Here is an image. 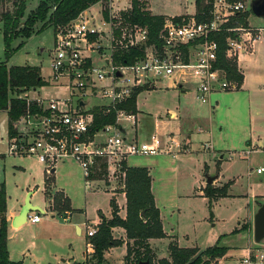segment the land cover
<instances>
[{
	"label": "rangeland",
	"instance_id": "obj_1",
	"mask_svg": "<svg viewBox=\"0 0 264 264\" xmlns=\"http://www.w3.org/2000/svg\"><path fill=\"white\" fill-rule=\"evenodd\" d=\"M14 1L16 0H0V15L4 11L11 12ZM127 1L130 4V0H121L119 5L116 4V0L113 1L115 16L121 15L119 12L126 7ZM145 1L148 12L150 8L153 14L174 17L191 15L194 12V0ZM252 1L254 0H247L248 23L251 27H263L264 18L257 17L250 9ZM38 2L39 0H26L20 26ZM100 4L103 8L108 4V0H103ZM98 11L99 7L94 5L86 13L99 17ZM1 25L0 21V62L6 60ZM42 25L35 24L30 38L12 40L10 43L12 50L19 43L23 44L8 58L6 66L27 65L39 68L45 86L34 93L29 91L28 97L48 102L52 99L65 98L67 90L54 79L50 68L54 54L55 32L52 26L38 31ZM258 48L256 56L247 61L244 88L230 92H214L209 98L210 102L203 104L196 99L193 87L181 93L179 88L171 87L172 80L158 78L154 89L143 87L150 90H143L136 97L137 124L132 126L124 120L121 122L126 130V136L131 139L136 134L139 142L148 141L155 129L151 124L159 123L160 134L166 132L189 138V149L178 153L176 158L164 154L127 158L128 166L145 167L150 172L154 204L159 209L163 225L169 233V238L152 242V246L156 247V258L166 256L170 242L177 243L182 248L200 247L199 251H204L207 247L215 245L219 237V245L228 248L230 253L212 260L210 264H238L246 250L254 252L264 248V239L260 243L253 241L254 197L264 192V172L261 174L256 172L257 168L264 169V46ZM95 64L98 65L99 62L96 60ZM15 95L16 93L13 96ZM87 102L89 110L101 107L103 103L92 98ZM171 112L176 114V120L167 118ZM162 123L167 124V127ZM7 124V114L0 111V153H4L7 146ZM19 133L25 137L36 134L33 125L30 124L19 125L14 137ZM204 146L207 148H203ZM19 164H22V169L17 168ZM55 167L54 172L50 174L33 157L5 156L1 159L0 182H5L6 209L17 210L19 204L25 202V191L31 190L34 193L31 203L47 211V215H42V218L64 222L59 215L69 211L72 213L71 220L80 217L92 225L100 218V214L106 217L110 215V194L119 193V186H124V181L118 175L92 181L89 193L85 190L83 174L78 165L66 160ZM218 173L220 175L218 179L222 184L229 181L232 184L228 196L219 198L212 204L210 216L207 200L199 193L207 179L214 178ZM45 179L49 180L53 192L62 190L68 197H61L60 210L55 209L50 193H45ZM118 201L119 215L124 218L126 215L124 200L120 197ZM247 218L250 230L232 234L238 227L237 222L246 223L243 227L248 228ZM31 225L27 224L21 231L22 240L30 246L31 258L26 259V263L31 260V263L35 262L34 264H45L41 253L42 240L45 236L36 233L35 226ZM53 233L55 234L50 239L58 242L56 237L61 239V235L58 232ZM114 235L119 238L121 233L116 231ZM70 239L68 243L64 241L69 246L59 241L61 247L56 250L60 257L56 260L54 258L51 264H63L59 258H69L80 263L84 260L83 264L94 261L93 252L91 255L86 253L84 259L86 248L84 235L78 236L74 231H70ZM125 255L126 248H115L104 254V264H125L123 259Z\"/></svg>",
	"mask_w": 264,
	"mask_h": 264
},
{
	"label": "built area",
	"instance_id": "obj_2",
	"mask_svg": "<svg viewBox=\"0 0 264 264\" xmlns=\"http://www.w3.org/2000/svg\"><path fill=\"white\" fill-rule=\"evenodd\" d=\"M113 1L108 0L103 8L98 3L99 17L87 15L85 10L68 25L56 29L50 68L54 79L66 88L67 96L46 102L41 98L30 99L29 92L19 94L20 99L35 101L41 112L20 118L16 131L19 125L30 124L36 134L25 137L19 133L17 137L7 138L0 160L5 156H29L37 159L49 172L58 162L72 159L83 174L87 192L91 182L98 180L94 176L99 173H103L99 180L117 175L123 180L122 164L128 157L174 154L171 147L175 143L170 139L163 149L162 141L157 137L142 142L129 140L123 135L121 122L124 120L135 126L136 116L117 110L116 106L123 104L136 89L154 87L158 78L172 80L173 89L193 87L196 99L203 104L214 92L237 90L239 84L228 81L217 65L219 46L211 35L233 33L225 40V58L234 63L240 55L251 54L256 42L264 41V26L251 27L247 23L243 26L234 21L232 27L225 28L232 18L249 11L247 0H206L210 13L205 21H198L195 13L174 20L165 19L160 31V47L147 45L148 30L140 25L124 27L119 41L114 35V21L119 16H115ZM104 10L109 13L108 20L103 16ZM123 48L142 50L143 54L128 64H114L115 51ZM89 98L103 102L97 108L104 112L114 110L115 122L91 132L93 116L92 109L88 108ZM263 172L262 168L257 170V173ZM42 215L47 212L29 213L27 221L37 224ZM59 216L67 221L71 213L64 211ZM95 233L94 227L86 230L88 239ZM86 245V252H93V245ZM245 252L238 264H264V249Z\"/></svg>",
	"mask_w": 264,
	"mask_h": 264
},
{
	"label": "trees",
	"instance_id": "obj_3",
	"mask_svg": "<svg viewBox=\"0 0 264 264\" xmlns=\"http://www.w3.org/2000/svg\"><path fill=\"white\" fill-rule=\"evenodd\" d=\"M103 0H39L37 6L29 12L26 20L22 23L20 19L24 16L26 0H16L13 3L11 12L4 11L0 15L1 33L3 35L5 61L0 62V111L7 114V137L11 138L16 135L17 121L30 114L40 113L39 105L34 101L27 102L25 99L18 98L21 93L36 91L45 86V81L41 77L40 69L36 66H11L7 67L6 62L23 43H19L15 49H10V43L16 38L28 39L32 36L35 24L42 23L38 31H42L45 27H53L54 32L59 27L68 25L69 22L77 18L81 12L90 6L100 3ZM195 17L198 21H205L209 18L210 6L206 0H194ZM248 12L237 18H232L225 28L232 27L234 21L246 26V17ZM106 20L109 18L107 10L103 11ZM179 17H174L178 19ZM163 15H152L147 11L145 2L142 0H130V8L121 11V15L115 19L116 27L114 29L115 37L121 41L124 27L132 25H140L148 30L147 45L160 47L162 40L160 39V31L165 21ZM37 31V32H38ZM233 33H215L210 38L214 39L218 46L217 65L225 72L226 79L235 81L239 86L243 83V77L237 71V65L232 60L225 58V40ZM142 50L118 49L113 55V62L117 65L128 64L136 57H140ZM147 90L143 87L136 89L123 104L116 106L117 110H124L129 114L135 115L136 97L141 91ZM16 93L15 96H13ZM93 116V127L91 132L101 129L106 124L115 122V111L109 110L104 112L100 108H94L90 111ZM124 173V186H119V193L125 195V218L119 215L115 198L111 197L109 206L111 209V217L105 219L100 214V222L97 224L96 233L89 238L90 244L93 245L92 256L94 261L85 262L84 264H104V254L110 248L122 247L126 245V255L124 256L125 264H210L212 260L223 257L228 249L219 245V239L216 244L199 251L196 248H182L174 242H170L168 246V258L157 259L155 253L148 243L149 239H162L165 237L161 222L160 212L154 205V198L150 190L151 177L150 172L143 167H128L126 162L122 164ZM103 173L95 175L100 179ZM49 185V180H46ZM231 182L220 186L205 185L203 189V197L207 199V206L212 215V203L219 198L228 196ZM117 193V192H115ZM60 197V198H59ZM61 194H55L53 197L54 207L58 210L61 200ZM6 194L5 183L0 182V264H23L20 262H12L8 258L7 247V218H6ZM144 212L143 215L141 213ZM113 228H121L125 232L126 243L120 239H116L112 235ZM246 227L234 229L233 233L245 231ZM205 257V259H204Z\"/></svg>",
	"mask_w": 264,
	"mask_h": 264
},
{
	"label": "crops",
	"instance_id": "obj_4",
	"mask_svg": "<svg viewBox=\"0 0 264 264\" xmlns=\"http://www.w3.org/2000/svg\"><path fill=\"white\" fill-rule=\"evenodd\" d=\"M143 2H145V6H146V9H147V2L145 1V0H142ZM121 2V0H116V4H118L119 5V3ZM95 5H97L98 6V4H95ZM94 6V5H93ZM127 8L130 6V4L128 3V1L126 2V5H125ZM91 7L92 6H90L89 8H87L86 9V12L89 10V9H91ZM116 8V7H115ZM129 9V8H128ZM148 11V10H147ZM149 11L151 12V10H150V8H149ZM194 12L192 13V14H194L196 11H195V7H194V10H193ZM151 14L152 15H163V14H153L152 12H151ZM192 14L191 15H189V14H184L185 16L186 15H189V16H192ZM184 15H180V16H184ZM166 19L167 18H169V19H172V18H174V17H180V16H174V17H168V16H165V15H163ZM246 23L247 24H249L248 23V16L246 17ZM255 46H254V50H253V52L251 53V54H246V55H240L239 57H238V59H237V61H236V65H237V71L240 73V75H242V77H243V83H242V85L241 86H239V88L237 89V90H240V89H242V88H244L245 87V85H246V79H245V75H244V71H245V69H246V67H247V61H249L250 60V58H252L253 56H256V52L258 51V46H264V41H258V42H256L255 44H254ZM166 80V79H165ZM155 86H156V84L154 85V87H152V88H150V89H154L155 88ZM171 87H172V84H171ZM150 89H147V90H150ZM180 90H181V93H185L186 92V88H179ZM232 91V90H231ZM35 92V91H34ZM33 92V93H34ZM141 94V93H140ZM213 94V93H212ZM138 97V96H137ZM211 97V95L209 96V98ZM137 102V101H136ZM209 102H210V100H209ZM136 107H137V105H136ZM6 113V112H5ZM138 114V113H137ZM136 114V115H137ZM172 116L170 117L169 116V114L167 115V118H169L170 120H176L177 119V116H176V114L175 113H170ZM160 124V123H159ZM159 124H151V125H153L154 127H155V129H154V132H153V134H151L150 136L151 137H157V138H159V139H161V141H162V144H163V149H165V144L166 143H168V141L170 140V139H173V141H174V145H172V147H171V151L174 153V154H170V155H172V157L173 158H176L177 156H178V153H180V152H183V151H187V149H189V145H190V143H189V138H184V136H181V135H179V134H177V136H175V135H173V134H171V133H166V132H164V133H162V134H160L159 133V131H158V129H159V127H160V125ZM162 125H164V127H167V124H164V123H162ZM122 129H123V132H125V137H127L126 136V130H125V128H123L122 127ZM7 134V133H6ZM151 137L149 138V140L151 139ZM8 138V137H7ZM129 140H136V141H139L138 140V137L136 136V134H134V136H132V138L130 139L129 137H127ZM8 141V140H7ZM161 155L162 154H164V153H160ZM164 155H169V154H164ZM158 156H160V155H158ZM67 160H69V159H67ZM64 161H66V160H63V161H60V162H58L57 164H59V163H64ZM70 161V160H69ZM71 161H72V163H75V165H78V164H76V162H74V160H72L71 159ZM56 164V165H57ZM55 165V166H56ZM54 166V168L52 169V170H50L49 171V173L50 174H52L53 172H54V170L56 169V167ZM126 166H128V164H127V160H126ZM79 167V166H78ZM128 167H131V166H128ZM17 168H20V169H22L23 168V166H22V164H19V166L17 167ZM139 168V167H138ZM259 168H257V170H258ZM257 170H256V172H257ZM257 174H261V173H257ZM219 173H218V175H216L213 179H215V181H214V183L212 182V184H210V185H213V186H220V185H222V183L219 181ZM45 181H46V179H45ZM229 182H231V181H229ZM5 183V182H4ZM231 184H232V182H231ZM205 185H208V184H206L205 183ZM205 185H204V187H205ZM231 186V185H230ZM204 187L203 188H201V190H200V193H199V195L202 197V198H204L202 195H203V189H204ZM230 188V187H229ZM44 190H45V193H47L48 192V194L50 193V195L52 196V197H54V195L55 194H61L63 197H65V198H68L67 196H66V194H65V192H63L62 190H57V191H55V192H53L52 190H51V184H49V185H46V184H44ZM150 190H151V183H150ZM230 190V189H229ZM152 191V190H151ZM92 192V191H91ZM229 192V191H228ZM90 193V192H89ZM5 194H6V189H5ZM28 194H31L30 195V197H29V202H30V204L31 205H33L32 203H31V197L34 195V193L31 191V190H26L25 191V196H24V200L26 199V197L28 196ZM118 194H119V196L124 200V205H125V195H124V193H111L110 194V198L111 197H114L115 198V201H116V204H117V202H119L118 201V199L120 198V197H118ZM121 194V195H120ZM153 195V194H152ZM110 198H109V200H110ZM154 198V197H153ZM206 199V198H205ZM51 200V199H50ZM52 200H53V198H52ZM52 200H51V202H52ZM207 200V199H206ZM218 200V199H217ZM6 201H7V194H6ZM216 201V200H215ZM264 202V192L261 194V195H258V196H255L254 197V205H255V213H256V211L258 210V208L261 206L260 204H262ZM213 203H215V202H213ZM212 203V204H213ZM122 204V205H123ZM22 205H23V203H21V204H19V207H18V209L17 210H15V209H12L11 211H8L7 209H6V218H7V247H8V258H9V260L10 261H12V262H22L23 264H34L35 262H32L31 263V260L28 262L27 261V263H26V259H30L31 257H30V250H29V247L30 246H28L27 244H26V242L24 241V240H22V238H21V231H22V228L24 227V226H26L27 224H31V223H29L28 221H26L25 223H23V224H20L19 226H13V220H14V218L16 217V216H18L19 215V213H20V209H21V207H22ZM155 205V204H154ZM33 206H35V205H33ZM35 207H37V206H35ZM40 208V207H39ZM212 208H213V206H212ZM41 210H43L44 211V209H42V208H40ZM56 209V208H55ZM159 210V209H158ZM46 211V210H45ZM47 212V211H46ZM160 212V211H159ZM254 213V214H255ZM254 216V215H253ZM103 217L105 218V219H108V218H110L111 217V212H110V215L108 216V217H106L104 214H103ZM122 218V217H121ZM125 218V217H124ZM72 219V213H71V216H70V218L67 220V221H64V222H59V221H54V220H52L51 218L50 219H48V218H46V217H43L39 222H37V224H32L31 226H35V228H36V233H39V234H42L43 236H45L44 238V240H42V249H41V253L43 254V258H42V260L44 261L45 260V264H51V262L54 260V258H55V260L58 258V257H60V256H58V251L56 250V248L57 249H59L61 246L59 245V241H62V244H66L64 241H67V243L69 242V241H71V239H70V231H74V233H76L78 236H82V235H84V237H85V245L87 244V243H89L88 242V238H87V236H86V230H87V228H91V227H94L95 229H97V224L100 222V218L94 223V224H92V225H89V223L86 221H83L80 217H76V218H74L73 220H71ZM160 222H161V225H162V228H163V231H164V233H165V237L164 238H162V239H149L148 240V243L150 244V247H151V249L153 250V252L155 253V255H157V251H156V247H154V246H152V242L153 241H162L163 239H166V238H169V233L166 231V228H165V226L163 225V222H162V219H161V215H160ZM238 223V227H236V229H239V228H241L243 225H246V223H241V222H237ZM247 224H248V228H247V231H249L250 229H249V222H248V218H247ZM52 226V227H51ZM54 227V228H53ZM58 228V229H57ZM52 229H53V231L54 232H58V234L59 235H61V239L57 236L56 237V240L58 241V242H55V241H52L51 239V236H53L55 233H53V231H52ZM116 231H120V233H121V235H120V237L119 238H122V239H120V240H122L124 243H126V238H125V232H124V230L123 229H121V228H113V230H112V235H113V237L114 238H116V239H119V238H117V237H115V232ZM69 232V234H67ZM48 238V239H47ZM51 238V239H50ZM49 240V241H48ZM263 241V240H262ZM177 244V243H176ZM178 245V244H177ZM65 246H69V244H66ZM87 246V245H86ZM169 246V245H168ZM122 247H124V248H126V245L124 244ZM179 247V246H178ZM264 247V246H263ZM118 248V247H117ZM180 248V247H179ZM193 248H196V249H199L200 247H193ZM207 248H209V247H207ZM115 248H110L105 254H108L109 253V251H113ZM228 249V248H227ZM264 249V248H263ZM203 250V249H202ZM87 252H86V248H85V254H84V259H85V257L87 256V254H86ZM227 253L229 254L230 253V250L228 249V251H227ZM60 255V254H59ZM88 255H91V254H88ZM163 258H168V253L166 254V256H164ZM162 257H158L157 259H163ZM60 260H62V263L63 264H83V262H84V260L80 263V262H73L71 259H69V258H66V259H62V258H59ZM48 262H50V263H48Z\"/></svg>",
	"mask_w": 264,
	"mask_h": 264
},
{
	"label": "water",
	"instance_id": "obj_5",
	"mask_svg": "<svg viewBox=\"0 0 264 264\" xmlns=\"http://www.w3.org/2000/svg\"><path fill=\"white\" fill-rule=\"evenodd\" d=\"M250 9L252 12L260 18H264V0H254L252 1L250 5ZM213 178H208L206 181V184L210 185L213 182ZM31 194H28V196L25 199L24 204L22 205L20 209V213L18 216H16L13 220V226H19L20 224H23L27 221V216L29 213H37L42 212V210L37 206H33L29 202V197ZM261 206L258 208L256 213L253 216V241L255 243H260L264 239V202L260 204ZM144 212L141 213L143 215ZM147 263V262H145ZM140 263V264H145Z\"/></svg>",
	"mask_w": 264,
	"mask_h": 264
}]
</instances>
